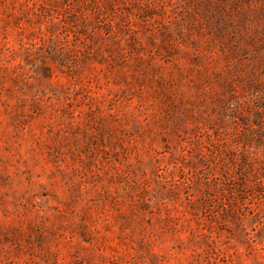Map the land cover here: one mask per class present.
I'll return each mask as SVG.
<instances>
[{"label": "rangeland", "instance_id": "1", "mask_svg": "<svg viewBox=\"0 0 264 264\" xmlns=\"http://www.w3.org/2000/svg\"><path fill=\"white\" fill-rule=\"evenodd\" d=\"M0 264H264V0H0Z\"/></svg>", "mask_w": 264, "mask_h": 264}]
</instances>
